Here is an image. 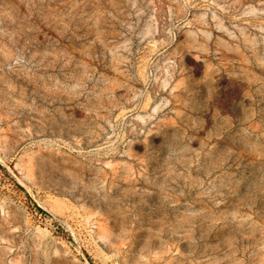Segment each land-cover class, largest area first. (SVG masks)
<instances>
[{
  "label": "rangeland",
  "instance_id": "obj_1",
  "mask_svg": "<svg viewBox=\"0 0 264 264\" xmlns=\"http://www.w3.org/2000/svg\"><path fill=\"white\" fill-rule=\"evenodd\" d=\"M0 264H264V0H0Z\"/></svg>",
  "mask_w": 264,
  "mask_h": 264
}]
</instances>
